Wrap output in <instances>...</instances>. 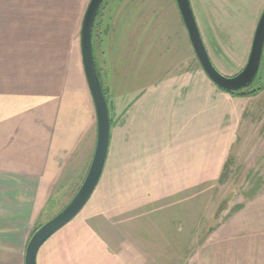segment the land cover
<instances>
[{
  "label": "rangeland",
  "instance_id": "obj_1",
  "mask_svg": "<svg viewBox=\"0 0 264 264\" xmlns=\"http://www.w3.org/2000/svg\"><path fill=\"white\" fill-rule=\"evenodd\" d=\"M190 1L211 62L235 76L264 0ZM93 35L108 155L89 201L36 264H264V48L261 90L236 96L201 70L175 0H108ZM94 147L77 152L34 227L72 199ZM32 230L6 240L0 264H23Z\"/></svg>",
  "mask_w": 264,
  "mask_h": 264
},
{
  "label": "crops",
  "instance_id": "obj_2",
  "mask_svg": "<svg viewBox=\"0 0 264 264\" xmlns=\"http://www.w3.org/2000/svg\"><path fill=\"white\" fill-rule=\"evenodd\" d=\"M88 2L0 0V247L34 229L95 143L79 44Z\"/></svg>",
  "mask_w": 264,
  "mask_h": 264
},
{
  "label": "water",
  "instance_id": "obj_3",
  "mask_svg": "<svg viewBox=\"0 0 264 264\" xmlns=\"http://www.w3.org/2000/svg\"><path fill=\"white\" fill-rule=\"evenodd\" d=\"M104 0H89L83 14L80 33V55L84 77L94 108L96 140L88 171L75 195L55 216L42 224L29 238L23 264H36L42 245L73 220L84 208L98 185L104 170L110 143V116L108 105L97 73L92 35L97 13ZM181 21L198 64L207 79L220 91L236 94L248 91L255 83L264 48V9L256 24L249 55L243 69L232 77L222 75L211 62L204 46L190 0H175Z\"/></svg>",
  "mask_w": 264,
  "mask_h": 264
},
{
  "label": "trees",
  "instance_id": "obj_4",
  "mask_svg": "<svg viewBox=\"0 0 264 264\" xmlns=\"http://www.w3.org/2000/svg\"><path fill=\"white\" fill-rule=\"evenodd\" d=\"M108 0H104L103 1V3H102V5H101V7H100V9H99V11H98V13H97V17H96V20H95V23H94V27H93V33H94V31H95V28H96V25H97V20H98V18H99V16H100V14H101V10L103 9V6L106 4V2H107ZM93 40H94V35H92V43H93ZM92 46H93V44H92ZM97 73H98V71H97ZM258 78H256V80H257ZM256 80H255V82H256ZM102 87V86H101ZM102 90H103V88H102ZM261 89L260 88H257V89H255L254 90V86H252V88L250 89V90H248V91H245V92H241V93H236V94H232V95H236V96H247V95H254V94H256L257 92H259ZM103 93H104V96H105V99H106V93L104 92V90H103ZM106 102H107V99H106ZM63 209V208H62ZM61 209V210H62ZM57 214V213H56ZM55 214V215H56ZM54 215V216H55ZM52 218V217H51ZM50 218V219H51ZM49 220V219H48ZM48 220H46V221H48ZM45 221V222H46ZM44 222V223H45ZM44 223H42V224H44ZM42 224H38L36 227H34V229L32 230V233H31V235L42 225ZM31 235H30V237H31Z\"/></svg>",
  "mask_w": 264,
  "mask_h": 264
}]
</instances>
